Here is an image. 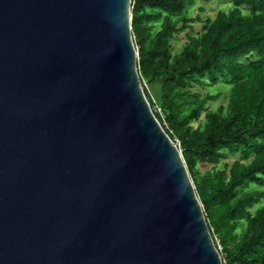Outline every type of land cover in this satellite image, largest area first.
Here are the masks:
<instances>
[{
	"label": "water",
	"instance_id": "1",
	"mask_svg": "<svg viewBox=\"0 0 264 264\" xmlns=\"http://www.w3.org/2000/svg\"><path fill=\"white\" fill-rule=\"evenodd\" d=\"M137 57L131 0H0V264H223Z\"/></svg>",
	"mask_w": 264,
	"mask_h": 264
},
{
	"label": "trees",
	"instance_id": "2",
	"mask_svg": "<svg viewBox=\"0 0 264 264\" xmlns=\"http://www.w3.org/2000/svg\"><path fill=\"white\" fill-rule=\"evenodd\" d=\"M217 1L203 19L189 17L196 0H131L137 73L155 118L180 144L223 264H264V0ZM195 24L200 32L172 53L174 37ZM218 84L227 103L208 109Z\"/></svg>",
	"mask_w": 264,
	"mask_h": 264
},
{
	"label": "rangeland",
	"instance_id": "3",
	"mask_svg": "<svg viewBox=\"0 0 264 264\" xmlns=\"http://www.w3.org/2000/svg\"><path fill=\"white\" fill-rule=\"evenodd\" d=\"M227 7L229 0H222ZM219 6H221L220 4H218L217 0H209L208 2H205L204 0H196L195 5L189 10V17L191 18H195L197 15H199L200 17H202L203 19L205 17L207 18H213L216 11L219 9ZM202 8L204 11L203 13H199L197 11V9ZM200 24H195L192 26L193 28V33L190 30H187L185 33L176 35L172 41V45H173V49H172V53H178L181 51L182 46L184 45L185 42V36L186 34H190L191 35H195L196 33L200 32ZM195 93H199V94H204L207 89L201 88V87H196L193 90ZM213 94L216 93H221V97L217 102H211L207 105L208 109H215L217 108L220 104L225 105L227 103V95H228V90L224 87H222V84H218L217 86L213 87L211 90ZM150 93V97L156 101L155 95L154 93H152V91L149 92ZM152 112H157L159 113V109L156 107H153V109H151ZM232 160V159H230ZM211 167L204 165V166H200L198 167V170L201 174H203L206 170H209ZM217 243H218V239H216ZM219 244V243H218ZM223 257V256H222ZM221 257V258H222Z\"/></svg>",
	"mask_w": 264,
	"mask_h": 264
},
{
	"label": "built area",
	"instance_id": "4",
	"mask_svg": "<svg viewBox=\"0 0 264 264\" xmlns=\"http://www.w3.org/2000/svg\"><path fill=\"white\" fill-rule=\"evenodd\" d=\"M141 84H142V87H144L145 89H148V87H147V85H146L145 82H141ZM175 145H176V147H177V148L179 149V151H180V148H179L180 144H179L178 141H175ZM180 152H181V151H180ZM215 241H216V239H215ZM215 246H216V248L218 249L220 255L222 256V249H221L220 245L217 243V241H216Z\"/></svg>",
	"mask_w": 264,
	"mask_h": 264
},
{
	"label": "clouds",
	"instance_id": "5",
	"mask_svg": "<svg viewBox=\"0 0 264 264\" xmlns=\"http://www.w3.org/2000/svg\"><path fill=\"white\" fill-rule=\"evenodd\" d=\"M149 104V103H148ZM152 111V110H151ZM153 113V112H152ZM158 121V120H157ZM158 124H159V122H158ZM160 125V124H159ZM161 126V125H160ZM164 131V130H163ZM179 150V149H178ZM180 154H181V152H180ZM189 175V174H188ZM221 256V255H220ZM222 257V256H221Z\"/></svg>",
	"mask_w": 264,
	"mask_h": 264
}]
</instances>
